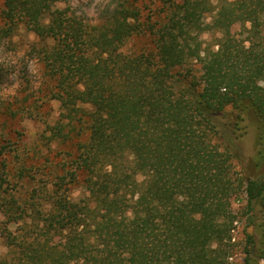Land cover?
Returning <instances> with one entry per match:
<instances>
[{
	"label": "trees",
	"instance_id": "1",
	"mask_svg": "<svg viewBox=\"0 0 264 264\" xmlns=\"http://www.w3.org/2000/svg\"><path fill=\"white\" fill-rule=\"evenodd\" d=\"M66 1L2 0L0 38L21 28L36 37L47 101L62 110L48 141L69 145L71 164L51 166V179L24 198L0 192L8 248L0 264H237L232 206L241 191L260 233L248 236L243 264H260L264 0H159L148 14L125 0L98 24L61 7ZM205 33L220 35L217 49L203 47ZM143 37L147 47L127 49ZM22 102L34 118L37 101ZM245 120L259 149L256 170L241 173L231 135H245ZM14 143L0 135V188ZM32 153L22 164L33 163Z\"/></svg>",
	"mask_w": 264,
	"mask_h": 264
},
{
	"label": "rangeland",
	"instance_id": "2",
	"mask_svg": "<svg viewBox=\"0 0 264 264\" xmlns=\"http://www.w3.org/2000/svg\"><path fill=\"white\" fill-rule=\"evenodd\" d=\"M182 2L183 0H175ZM159 0H137V4L142 8H146L145 14H148V9L158 6ZM217 3V0H212ZM122 4H126L125 0H67L61 7L69 6L72 11L83 20L85 23L98 24L104 21L109 14ZM149 7V8H148ZM2 8V0H0V9ZM239 36V33H237ZM220 35L215 33H205L202 35L203 47L215 48L214 45L217 37ZM36 42L35 35L21 28L16 34L9 39L0 38V135L5 138H12L15 143L14 147L18 150L13 153L14 160L10 166L11 176L9 183L1 185L0 192L6 191L16 196H26L33 186H36L37 181L47 182L51 177L47 175V170L52 169L51 166L60 163L71 164L70 153L71 148L67 144L59 145L57 143H50L48 139L52 137L51 127L60 118L62 112L60 104L55 101H47L46 95L47 78L43 63L41 62L36 49H33V44ZM148 38H134L126 45L129 51L138 50L139 48L147 47ZM197 66H200L199 64ZM28 96L31 100L37 101V108L31 110L34 118L28 117V105L22 100ZM43 108L38 109V105ZM8 107L11 110H17L19 114L13 117L9 114ZM41 109V110H40ZM38 114V115H37ZM227 118L221 117L219 124L224 126ZM241 127L243 137H236L231 135L233 142V151L238 156V160L234 161V169L241 173H246L247 170L255 171L253 157L257 154L259 146L256 144V129L248 120H245ZM49 144V145H47ZM37 152L33 163L27 160L22 164V156L33 154ZM47 156L48 161L42 158ZM33 164V167L30 165ZM31 168L32 175H35V180L27 182L24 176L20 175V167ZM47 165L46 171L40 168ZM264 166H261L262 171ZM22 174H24L22 172ZM49 178V179H48ZM84 189L76 188L73 195L79 198L83 195ZM78 196V197H77ZM247 205V198L243 191L238 194V200H233V211L237 214V222H235V229L233 230L234 239L236 243L234 247L233 262L243 264L245 259V248L247 246V238L254 234V238H258L260 233L255 226L249 223V219L245 214ZM259 219H262L260 216ZM7 222V217L0 212V254L8 252L6 241L3 238L4 226ZM230 260H232L230 258ZM255 264V263H254ZM264 264V260L260 262Z\"/></svg>",
	"mask_w": 264,
	"mask_h": 264
}]
</instances>
